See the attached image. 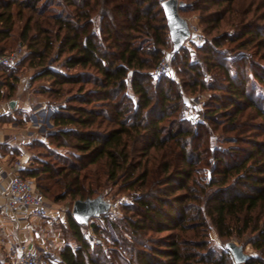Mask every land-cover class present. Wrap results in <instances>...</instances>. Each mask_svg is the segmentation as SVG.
<instances>
[{
    "label": "trees",
    "instance_id": "16d2710c",
    "mask_svg": "<svg viewBox=\"0 0 264 264\" xmlns=\"http://www.w3.org/2000/svg\"><path fill=\"white\" fill-rule=\"evenodd\" d=\"M163 1L62 0L64 8L73 11L53 15L55 34L41 23L33 27L31 17L28 19L20 38L28 42L43 70L35 78L49 77L61 88L78 87L75 93L66 94L54 114L57 131L50 135L57 147H71L78 155L77 163L64 167L47 163L22 175L38 181L61 178L54 182V189L41 183L37 186L45 195L53 192L55 201L95 198L96 189L108 184L118 186L133 200L119 220L129 230L132 243L120 240L112 220L116 239L108 242L111 257L102 249L106 240L92 247L82 231L86 226L70 215L69 229L77 247L67 244L62 249L63 264H235L228 244L232 238L245 235L250 236L255 256L244 264H264V140H254L249 150L237 147L249 121L262 120L257 129L264 132V97L256 99L249 87L253 78V83L264 88V70L257 73L256 65L247 57L229 63L219 51L226 42L227 53L232 54L250 46L264 49V27L246 26V16L235 18L232 26L241 31L239 35L215 36L199 49L204 57L199 55L198 63L204 64L216 81L209 86L205 83L207 74L198 63H192L187 48L175 53L180 74L187 80L186 93L213 92L206 107L209 124H192L178 115L185 103L175 83L163 78L152 81V71L171 43ZM180 1L184 3L180 12L188 8L187 2L193 1L198 10L197 3L211 2ZM233 1L212 0L219 6ZM41 2L0 0V43L16 26L12 7H19L17 16L21 19L27 9L38 12ZM249 12L251 9L246 14ZM38 13L44 15L43 11ZM212 18L207 22L206 17L204 22L219 24L223 20ZM35 31L45 37L39 40L32 36ZM56 41H60L59 55H66L65 73L46 67ZM0 49L11 52L15 48ZM16 88V84L11 86L10 98ZM173 116L175 119L166 125ZM211 126L216 132L232 134L223 141L235 145L212 151ZM71 140L74 143H64ZM242 153L245 157L238 161ZM99 163L105 166L104 181L97 174L95 179L82 175ZM203 172L210 173L209 181L205 175L199 177ZM209 226L227 251L211 240ZM94 227L109 235L100 226ZM143 232L168 235L150 239L148 245Z\"/></svg>",
    "mask_w": 264,
    "mask_h": 264
},
{
    "label": "rangeland",
    "instance_id": "374dc122",
    "mask_svg": "<svg viewBox=\"0 0 264 264\" xmlns=\"http://www.w3.org/2000/svg\"><path fill=\"white\" fill-rule=\"evenodd\" d=\"M22 0H17V3ZM62 0H43L38 6L37 10L43 11L44 15L41 17L38 12H33L30 9H27L24 11L23 18L19 19L17 16V11L19 9L18 6H13L12 11L15 14V22L16 26L13 30V32L10 34V37L5 40L3 43H0V48L12 50L16 48L17 45H23L26 47V55L21 61V65H16L15 67L11 68H5L0 71V89L5 90V98H9V90L11 89V86L16 84L17 88L15 93L12 95L17 96L19 91V86L24 87L25 84L31 85V91L32 98L35 100L39 97H44L46 100L45 110H43L41 113L46 114L47 122H43V124L40 125V127L34 125L33 119L31 117H27V120L30 122V127L34 125L32 130L36 132L35 136H28L25 138V144L24 146L21 145L20 151L16 153L15 155L11 156V160L15 162V164L19 161L18 157L26 156V163L24 164L25 170L23 171L25 174L28 173V171H32L35 168H41L44 164H51L55 167H64L65 165H68L69 163H77L76 157L77 152L71 147H57L56 144H54L53 140L50 139V135L57 131V129L54 127L53 117L56 112L60 109V104L63 103V101L66 99V94L68 92L75 93L78 89L77 86L72 87L71 85H65L62 88L58 86H54L53 83L54 80L50 79L49 77H42V78H35L39 73H41L43 70L38 65L39 61L37 60V56L35 54H31V50L28 48V42H24L21 40L20 36L22 33V30L24 26L26 25L28 19L31 17L32 23L31 25L35 27L37 23H41V27H45V29L49 30V33H56L57 27L54 24V21L52 19L54 14H60L62 15L63 11L66 12H72V9H66L64 8V4L61 3ZM180 1V0H179ZM197 1V0H195ZM211 2H199L198 8L194 5V2H187L188 8L182 12H180V15L185 18L190 28L194 31V34L202 36L201 41H194L188 40L185 44V48L188 49V53L190 56V59L192 63L197 64L198 56L201 55V57H204V54L199 53V49L205 46L206 44L211 43V39L213 37H226L229 35V37L237 36L241 32L237 26H232L233 20L235 18L241 17L244 19L246 16V26L250 25L253 27H264V0H234L233 3H225L221 6L218 5V3ZM181 2V1H180ZM251 9V12L248 14L247 11ZM218 13V14H217ZM217 14V15H216ZM262 15V16H261ZM212 19H223L221 23H213V21L209 23H205ZM205 19V20H204ZM231 20L230 23H228V20ZM217 20V21H218ZM215 21V20H214ZM50 23V24H49ZM238 23V22H236ZM213 26H216L215 28H211ZM46 34V35H50ZM39 37V40L43 39L45 37V34H42L38 31V33L32 32V36ZM41 45V44H39ZM235 44H233L232 47H234ZM229 46V43H225V48H223L220 53L223 54V59H227L229 63L231 61H234L235 59H241L244 57L249 58L252 62H254L256 71H259L257 73H261L260 70H264V59L261 58V56L264 55V49L258 50L255 46H250L248 50H243L238 53H227V47ZM41 47V46H40ZM60 50V41H56L54 45V50L49 55L48 59L46 60V67L52 68L56 71H61L63 73L66 72V69L63 66L64 63V57L66 55H59ZM235 54V55H234ZM175 55L173 53V45L172 43L169 44V47L167 49L163 50L162 56L157 63L156 67L152 71V81L154 83H157L158 81L154 78V71L159 65L161 59L163 57H169L172 61V68L168 72L167 75L163 77V79L171 80L175 83V87L182 93L183 95V102L185 103L184 109L180 111L178 114L181 116L182 119L192 123V124H198V123H205L206 125L209 124V122L206 121V107L208 103H210L209 99L211 97V94L213 92L210 91H201L199 90L196 93H186V79L184 78V74H180L181 70L178 68V61L175 60ZM200 65L202 69V73L207 74L206 70L207 67L202 64L198 63V66ZM179 69V71H178ZM80 70V69H78ZM76 71V70H75ZM235 69L232 68V72H234ZM75 73V72H74ZM17 79V80H16ZM184 79V81H183ZM37 80L36 82H34ZM162 80V79H161ZM159 80V81H161ZM253 78H250V90L254 91L256 99H258L259 95L264 97V88L261 87L258 83H253ZM252 82V83H251ZM205 83L209 86L211 84L216 83L214 80V77H212L210 74H207L205 77ZM88 88L91 87V85L87 86ZM51 89H54L52 93H49ZM22 91V88H21ZM28 91V90H27ZM152 94H154V91H151ZM216 94H220L219 92ZM17 98V97H16ZM16 100H21L22 102L25 100L24 95H20V97ZM135 103H137V98H134ZM37 103V102H36ZM40 113V114H41ZM22 114V113H21ZM160 113H157L159 115ZM24 116V115H22ZM39 118V115H36ZM21 118V116H20ZM18 118V119H20ZM175 119L174 116L169 118L166 121L169 123L171 120ZM219 123H221V119L218 118V116H215V118ZM224 123V122H222ZM262 123V120L260 119H254L248 122V125L253 126V128H249V126L242 129V135L240 138L242 139V143H239L237 147H240L242 149H251V145L253 144L254 140L262 141L264 140V132L259 131L257 129L258 125ZM257 130H256V129ZM211 136H210V143L212 147V151L223 149L225 147H229L231 144L230 142L223 141V139L227 137H232V134H223L221 131H214V127L211 126L210 128ZM259 131V132H258ZM74 143V140L71 141H64L65 144ZM252 143V144H250ZM243 154V153H242ZM245 155L243 154L240 158H237L238 161H241L244 159ZM236 158V157H235ZM231 162L232 160H227ZM105 166L104 163H99L98 165L90 166L88 167L82 175H90L93 179L96 178L95 174L98 175L100 180L104 181ZM23 174V173H22ZM205 175V178L207 181L210 180L211 175L209 172H203L199 177H203ZM46 177V176H45ZM32 179V178H31ZM36 186L41 183V185H45L47 187H52L55 185L54 182L58 181L61 178H56L54 181L50 180H37L36 178H33ZM53 183V184H52ZM55 187H53L54 189ZM46 201L47 204L50 205L52 208V211L55 213L62 212L63 214V221L61 224L58 225L57 230L61 233L59 234V240L56 244L52 247V255L51 260L52 264H63L61 259V251L62 249L69 244L71 247L76 248L77 243L73 240L72 233L69 229L68 224V218L70 215H72L74 201L71 199V197H67L64 200L55 201L52 197L53 192L49 194H44L42 191H40ZM96 196L95 198L100 195L103 196L107 201H109L114 209L113 214L111 215V220H114L117 231L120 237V240L122 238L128 239V242L131 244V238L132 236L129 233V230L125 229L123 227L122 223H119V220L124 217V208L128 207L133 204V200L128 196V194L121 193L118 186H115L113 184H108V186L103 188H97L96 189ZM61 214V216H62ZM130 216L132 214H129ZM96 225V224H95ZM84 236L87 235L88 229L87 226L82 229ZM167 232L164 234H157L153 232H143L142 234L145 235L143 237L144 241L151 245L150 239H157L161 237H165ZM209 233H211V240L216 244L217 246H220L224 250H226V247L224 243H222L216 236V232L212 227L209 226ZM103 236H102V235ZM100 236L103 237L106 240V244L102 248L104 250L105 255L108 257H111L112 250H111V244L108 243L110 240H108V236L103 232L100 231ZM133 239V238H132ZM250 236L245 235L242 238H232L230 242H234L239 246H243L245 248V252L249 255L255 256V252L249 243ZM48 247V246H47ZM227 251V250H226ZM9 260H3L0 264H7Z\"/></svg>",
    "mask_w": 264,
    "mask_h": 264
},
{
    "label": "crops",
    "instance_id": "0c3cea01",
    "mask_svg": "<svg viewBox=\"0 0 264 264\" xmlns=\"http://www.w3.org/2000/svg\"><path fill=\"white\" fill-rule=\"evenodd\" d=\"M30 89L31 85L29 84H25L24 87L19 86L18 95L12 96L10 99L4 97V89L0 91V208L5 204L4 195L9 190L11 181L16 174L14 171L15 162L11 160V156L20 151L19 146H24L27 135L35 136L36 132L32 130L34 125L40 127L43 122H49L46 118L47 115L41 113L47 107L46 100L42 96L36 100L32 98ZM22 94L25 100L23 102L16 100ZM36 115H39V118ZM28 116L33 119L32 128L27 120ZM18 158V162L26 163V156ZM61 214L62 212L55 213L52 211L51 216L59 215L62 222L63 214L62 216ZM57 228L47 229L45 221L34 216L30 210H21L16 214H0L1 262L9 260L6 255V247L9 242L19 240L38 250L47 246L53 247L60 239L58 233L61 232Z\"/></svg>",
    "mask_w": 264,
    "mask_h": 264
},
{
    "label": "built area",
    "instance_id": "2783aa9c",
    "mask_svg": "<svg viewBox=\"0 0 264 264\" xmlns=\"http://www.w3.org/2000/svg\"><path fill=\"white\" fill-rule=\"evenodd\" d=\"M189 24V23H188ZM190 28V26H189ZM191 35L188 40L201 41L202 36L194 34L190 28ZM187 40V41H188ZM26 55V47L17 45L11 52H4L0 49V67L11 68L18 65ZM172 68V61L169 57H163L154 71V78L159 81L168 74ZM25 170L24 164L17 162L15 164V176L11 181V185L7 193L4 195L5 204L0 208V214H16L21 210H30L37 218L43 219L47 229H55L61 224V218L51 216L52 208L48 205L37 189L34 179L26 178L22 175ZM113 205L110 212L98 218H94L87 226L88 232L85 239L92 247L103 244L104 238L96 230L94 225L100 226L106 230L109 235L108 240L116 239V233L112 226L111 215L113 214ZM52 247H43L40 250L32 248L30 244L22 241H14L7 243L6 255L10 260L7 264H52L51 255Z\"/></svg>",
    "mask_w": 264,
    "mask_h": 264
},
{
    "label": "water",
    "instance_id": "95a60500",
    "mask_svg": "<svg viewBox=\"0 0 264 264\" xmlns=\"http://www.w3.org/2000/svg\"><path fill=\"white\" fill-rule=\"evenodd\" d=\"M183 6L184 3L179 0L162 2L174 54L185 47L191 35L188 21L180 15V9ZM12 104L14 105V102ZM111 208L112 204L103 196L77 200L74 202L72 216L79 225L88 226L92 219L108 214ZM228 251L231 253L235 264H244L252 257L245 252L243 246L234 242L228 244Z\"/></svg>",
    "mask_w": 264,
    "mask_h": 264
}]
</instances>
